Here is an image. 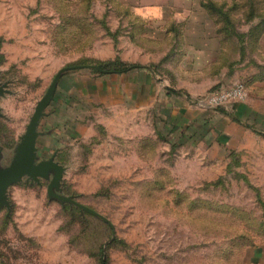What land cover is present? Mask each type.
Masks as SVG:
<instances>
[{"label":"rangeland","instance_id":"obj_1","mask_svg":"<svg viewBox=\"0 0 264 264\" xmlns=\"http://www.w3.org/2000/svg\"><path fill=\"white\" fill-rule=\"evenodd\" d=\"M199 6L231 36L221 60ZM263 16L264 0H0V165L72 65L35 159L53 155L54 190L100 214L50 197L53 170L22 175L0 206V264H264ZM239 81L243 99L208 103Z\"/></svg>","mask_w":264,"mask_h":264},{"label":"water","instance_id":"obj_2","mask_svg":"<svg viewBox=\"0 0 264 264\" xmlns=\"http://www.w3.org/2000/svg\"><path fill=\"white\" fill-rule=\"evenodd\" d=\"M90 67H98L94 64H89ZM73 67L72 65H66L60 67L54 74L51 83L49 84L45 94L37 101L34 106V110L30 116L28 123L26 124L25 131L20 135V140L16 146L15 152L7 165H0V206H9V201L6 197L7 187L21 179L22 175H28L33 179H38L40 176L47 177L51 170L54 174L47 185V193L50 197L57 198L61 201H68L76 204L80 208L86 209L93 214L100 215L93 209L83 205L76 201L72 196L57 193L54 188L58 185L59 179L62 175L63 167L57 161L53 159V155L48 158H43L36 161V137L38 134L37 124L40 115L43 113V108L48 103L51 95L56 87L58 77L61 73ZM9 91L5 87V83L0 85V95ZM0 115L2 113L0 112ZM1 158V152H0Z\"/></svg>","mask_w":264,"mask_h":264},{"label":"crops","instance_id":"obj_3","mask_svg":"<svg viewBox=\"0 0 264 264\" xmlns=\"http://www.w3.org/2000/svg\"><path fill=\"white\" fill-rule=\"evenodd\" d=\"M198 8L200 9L199 12L205 16L201 15L198 19L195 18V21L192 22L194 28L197 30V37L209 45L211 60H221V54L227 52L226 46L231 43V41H229L231 36H229V34H222L220 29H218L219 23H217L216 20L213 21L211 19L210 21V19H208L207 13L205 12V6H199ZM224 9H226V7H224ZM215 11L218 12L219 10L215 9ZM221 40H223L224 46L221 45ZM229 58L230 57H228V59ZM240 107L244 112V106L241 104Z\"/></svg>","mask_w":264,"mask_h":264},{"label":"built area","instance_id":"obj_4","mask_svg":"<svg viewBox=\"0 0 264 264\" xmlns=\"http://www.w3.org/2000/svg\"><path fill=\"white\" fill-rule=\"evenodd\" d=\"M246 86L239 81L226 88L213 91L208 96V103L214 106L221 105L230 100H241L246 96Z\"/></svg>","mask_w":264,"mask_h":264},{"label":"trees","instance_id":"obj_5","mask_svg":"<svg viewBox=\"0 0 264 264\" xmlns=\"http://www.w3.org/2000/svg\"><path fill=\"white\" fill-rule=\"evenodd\" d=\"M264 23V16L260 19V21L257 22L256 27H263ZM99 69L101 70H107L108 72H119V71H124L130 68V65H123V66H111L110 64H99L98 65ZM100 264H107V258L105 255L100 260Z\"/></svg>","mask_w":264,"mask_h":264},{"label":"flooded vegetation","instance_id":"obj_6","mask_svg":"<svg viewBox=\"0 0 264 264\" xmlns=\"http://www.w3.org/2000/svg\"><path fill=\"white\" fill-rule=\"evenodd\" d=\"M3 82H0V85L2 84Z\"/></svg>","mask_w":264,"mask_h":264}]
</instances>
